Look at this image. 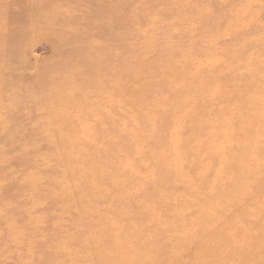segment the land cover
<instances>
[{
    "label": "rangeland",
    "instance_id": "rangeland-1",
    "mask_svg": "<svg viewBox=\"0 0 264 264\" xmlns=\"http://www.w3.org/2000/svg\"><path fill=\"white\" fill-rule=\"evenodd\" d=\"M263 2L0 0V160L8 158L0 161V264H85L90 257L84 240L90 235L113 231V248H135L145 237L156 241L167 235L146 224L159 203L177 200L185 215L203 206L208 195L190 204V180L197 174H187L184 184L165 179L173 170L167 140L171 133L205 126L203 121H210L204 133L213 140L219 131L211 122L220 109L222 120L233 126L237 119L264 120L259 107L232 110L252 87L253 99L264 96ZM186 110L190 117L177 127L176 116L184 117ZM161 113L168 116L155 125ZM79 146L86 152H77ZM91 149L104 162L96 155L95 161L86 160L92 159ZM125 161L132 165L126 173L119 169ZM214 170L205 168L213 186L219 179ZM74 173L85 178L77 181ZM118 199L124 203L116 205ZM171 227L169 233H176L178 228ZM182 240L171 237L168 248L161 244L155 264L190 260L185 258L190 247L176 249ZM117 254L113 250L110 256Z\"/></svg>",
    "mask_w": 264,
    "mask_h": 264
},
{
    "label": "bare ground",
    "instance_id": "bare-ground-1",
    "mask_svg": "<svg viewBox=\"0 0 264 264\" xmlns=\"http://www.w3.org/2000/svg\"><path fill=\"white\" fill-rule=\"evenodd\" d=\"M249 6L250 5H248V7ZM245 11H247V10L245 9ZM112 12H113V10H112ZM259 13L260 12L258 11V14ZM242 22H243V20H242ZM257 23H258V21H257ZM208 60L211 61L210 59H208ZM215 62L217 63L218 59ZM201 63L204 64L203 62H201ZM248 66H249V64H248ZM252 90L253 91H251L249 95L246 94V96L243 97V100L241 99V102H239L238 104L236 103L235 106L232 105L233 111L238 110L241 112H246L244 109L245 107H247L249 110H252V111L256 107H257V109L259 107L262 111L264 110V96L259 95V97H257V99H255V97L253 99L251 95L254 92V87H252ZM213 95L214 94L212 92V96ZM191 97H192V95H191ZM191 105H193V104H191ZM140 110L142 111V109H140ZM220 110H222V109H220ZM220 110H218V115L215 116V118H213V119H215L214 120L215 123H213L214 121L211 122V124H213L215 126L214 128L216 130L218 129V131H219V133H217V131H215L217 134H215L216 136L214 137L215 139L213 138V140L209 139V137H207L206 134L204 133L205 129L209 127L210 121H209V123L207 121H203L205 123L204 124L205 126L200 127V128L195 127L196 129L193 132L189 131V132H187V134L186 133L185 134L184 133H181V134L176 133V135L171 133V135H169V137L167 136L168 137L167 145L171 149V150L170 149H167V150H168V152H170L172 154V156L170 155L171 159L169 160V163H168V159H165V160H166V163H168L172 167L173 170H172V173L170 172L169 174L166 175L165 179L166 180H175V181L177 180L179 182H183V184H184L187 181V174H190V175L197 174V176L199 178L196 181L190 180V190L193 192L191 199H190V204L194 201L195 197L199 198V197H204L205 195H208L209 196L208 199H206L203 206H202L203 202H201L200 204L198 203L199 206L196 207L195 209H190V212H188V215L181 213V211L179 210V207H181L183 204H181V203L178 204V202H176L177 200H175L173 203L167 201L165 204H163L164 202H161L157 206L159 208L158 211L155 214H152L147 218L148 222H146V224H147V226H150V224H155L156 233H158V235H160V236L167 234L168 236H171L172 239H175V240L182 237V236L185 237V241L182 240V242H180L176 247L177 251H179L178 249L181 250V248H184L185 246L190 247V255H188L189 252L187 255H185L186 256L185 258L190 257V260L186 259L183 264H264V137H262V132H264V120H262L263 118L260 116L258 118V120L254 119L251 121V123L246 124L247 123L246 121L237 119V123H235V125L233 126L229 122L230 120L229 121H226L227 119L222 120L223 111L220 113ZM106 111H108V109ZM230 112H232V111H230ZM254 112H255V110H254ZM224 113H226V111ZM234 113H236V112H234ZM206 114L204 112L202 113L203 116H206ZM167 116H168V114L161 113L155 119L154 124L155 125L161 124L164 120H166ZM169 117H171V116L169 115ZM182 117L183 116H181L179 113L176 116L175 124L177 125V127L182 125V123L185 122L190 117V110H186L185 116L183 118ZM231 121H232V119H231ZM224 122L226 124H224ZM206 124H208V125H206ZM177 127H176V129H177ZM222 127H223V129L221 130ZM131 129H132V127H131ZM140 130L143 131L144 129L140 128ZM189 130H190V128H189ZM128 131H129V129H128ZM83 132L84 131H82V133H81L82 135H83ZM129 132H133V131H129ZM133 133H131V134H133ZM87 134H89V133H87ZM213 136H214V134H213ZM72 138H74V137H72ZM135 140H136V138H135ZM154 140H155L154 141L155 144L159 143L158 140H156V139H154ZM29 143H31V142H25V146L29 145ZM82 143H83V141H82ZM130 144L131 143H129V145ZM124 145H122V146H124ZM79 147H80V149L77 152H80L81 150H85V152H86V150H87L86 148L82 149L81 146H79ZM103 148L105 150H109L112 148V146L103 145ZM69 151H71V150H69ZM129 151L132 152V150H129ZM66 152H68V151L66 150ZM124 152H125V150H124ZM225 152H230V153H228L226 155L227 158L223 160L222 156ZM93 153L94 154L91 156L92 159L89 160L90 156H88L89 159H86V160L95 161V160L99 159V161H101L100 159L102 158V156L101 157H100V155L97 156V154L94 151H93ZM139 153H140V151H139ZM106 154H108V153H106ZM128 154H127V156H129ZM68 155L73 156V153L70 152ZM88 155H90V153ZM95 155L97 157L96 159H95ZM218 155H220V158ZM138 156H139V154H138ZM3 158L0 160V161L3 160L2 163L4 162V160L5 161L8 160V158L5 156ZM129 158H131V157H129ZM42 159H43L42 161L46 160V158H44V157H42ZM93 159H95V160H93ZM186 159H187V161H185ZM131 161H132V159H131ZM103 162H104V159H103ZM81 163L85 164L84 161H81ZM101 164H103V163H101ZM52 165H56V164H54V162H53ZM69 165L70 164H67L68 167L73 168V166H75V168H77L78 170L81 169L85 174L89 172V170H85V167H80V166L74 165V164H73V166H69ZM149 166H151V165H149ZM215 166H216V168H215ZM131 167H132V165L129 162L125 161L122 164H120L119 169L124 171V173H126L125 170L129 171L131 169ZM206 167H211V169L213 168L215 170L217 169L216 171L214 170L215 173H214V171H213V173L215 175L217 172L219 175V179H218V182H216V184H214V186H213L214 182L210 181V180H212V179H210L211 177L208 178V180L205 177V168ZM203 168H204V171H203ZM70 170H72V169H70ZM93 170L96 171L95 168ZM72 171L75 172L76 170H72ZM133 171H135V170H133ZM140 171H138V172H140ZM116 172H119V170L116 169ZM206 172H207V174H209L208 171H206ZM124 173H122V174H124ZM144 173H146V172H144ZM210 173L212 174V172H210ZM128 174H130V173H128ZM75 175H77V174H75ZM142 175L141 176L144 177L143 173H142ZM209 176H211V175H209ZM217 176H213L214 178L213 177L212 178L215 180V177H217ZM139 177H140V175H139ZM79 178L83 179V178H85V176L83 174H81L80 177L78 176L75 179L78 181ZM95 178H96V176H94L93 172H92L91 179H95ZM117 178H118V176H117ZM112 180H113V178H112ZM139 180H140V178H139ZM63 181L66 182V181H69V179L64 177ZM124 182H125V180H124ZM69 183H70V181L68 182V184ZM141 183H143V182H141ZM61 184H62V180H61ZM108 184H110V183H108ZM127 184H128V182H127ZM132 185H131V187H132ZM136 186H134V187H136ZM106 187H108V186H106ZM126 187H128V185ZM82 188H84V187H82ZM86 188L90 189L89 186ZM103 188H105V187L101 185L100 190H101L102 194H104L103 190H105ZM138 189H140V188H138ZM121 190H124V189H121ZM85 193H86V191H85ZM200 193L202 195H200ZM121 195H122V193H121ZM93 196L97 197L99 195L94 192ZM114 196H115V193H114ZM117 196H119L118 193H117ZM134 196H136V194H134ZM138 197H139V195H138ZM141 197H142V195H141ZM149 197H151V196H149ZM119 198H121V197H119ZM120 200L119 199H118V201L116 200L117 201L116 205H118V204L122 205L124 203L123 200H121V201ZM141 200H142V198H141ZM96 202H93V204H95ZM89 204H91V203H89ZM112 205H114V204H112ZM118 207H120V206H118ZM201 207H205V208H201ZM96 208H98V207H96ZM113 208H114V210L112 209L114 212L113 215H117V217H118V213H116L117 210H115L116 206ZM91 209H92V207H91ZM91 209H89V210H91ZM105 209H102V210H105ZM123 210H124V208H123ZM108 212H109V210H108ZM128 212L129 211H127V213ZM103 213H104V211H103ZM106 215H105V217H106ZM98 218H99V216H97L96 220L100 221V218L99 219ZM106 218H103V219H106ZM189 218H190V220H188ZM110 220H113V219L111 218ZM172 224H174L178 228L177 232L173 233V234L169 233V231H170L169 226H172V227L174 226ZM105 225L106 224H104V226ZM113 226H115V225H113ZM93 227H95V226H93ZM118 227L119 226L117 224L116 229H120ZM128 227H129V225H128ZM131 227H129V229ZM124 230H126V228ZM126 233H128V232L126 231ZM135 233H136V231H135ZM126 235L128 236V234H126ZM129 235H130V233H129ZM167 235L156 239V241H153L152 237L148 238V239H150V241L147 239V237H145L146 240H144V239L139 240L137 242L135 248H126V247L113 248L112 244L115 242V239L117 238L114 236V232L113 231H108V232L100 231L97 235L96 234L90 235L88 238H85V240H84V243H87L89 245L88 246L89 253L87 254V256L90 257L89 262L88 263L85 262V264H135L136 262H138L139 264H148L149 262L152 264H155L158 262L157 259L159 257H161V255H162L160 246L163 245L164 248H168V245H165V244H169V240L171 239V237H166ZM175 236H176V238H175ZM41 237H43V236H41ZM165 237H166V239H165ZM66 240H68V239H66ZM104 241H107V244H104ZM131 241H133V240H131ZM121 243L124 244V242L122 240H121ZM148 243H149V245H148ZM113 250L116 251L118 253L117 255H120V257H116L115 259H113L112 256H110L111 252ZM90 251L92 254L90 253ZM148 257H150V258H148ZM159 262H161V261H159Z\"/></svg>",
    "mask_w": 264,
    "mask_h": 264
}]
</instances>
